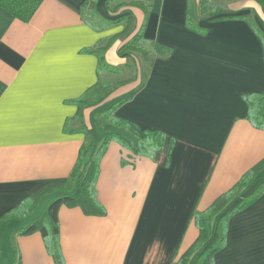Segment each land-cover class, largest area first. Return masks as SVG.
I'll use <instances>...</instances> for the list:
<instances>
[{
    "label": "crops",
    "instance_id": "crops-1",
    "mask_svg": "<svg viewBox=\"0 0 264 264\" xmlns=\"http://www.w3.org/2000/svg\"><path fill=\"white\" fill-rule=\"evenodd\" d=\"M88 1L44 0L27 23L0 8V217L45 184L69 178L86 135L64 126L77 114L73 101L99 82V59L87 50L125 31L126 21L111 23L132 16L128 34L106 53L114 68L133 66L132 77L119 82L132 80L107 101L134 93L114 115L142 135L163 133L165 146L147 158L112 142L96 185L106 215L62 206L60 246L64 264H171L198 238L193 213L207 210L264 159V131L248 121L243 98L264 92L263 43L244 20L264 33V14L253 0L223 9L208 0L210 17H196L201 0H151L144 30L151 53L121 58L143 11L111 13L110 0H98L93 22ZM189 9L205 33L187 28ZM94 110L84 113L87 128L95 126ZM25 219L1 227L0 264H58L41 233L20 234ZM215 264H264V195L233 216Z\"/></svg>",
    "mask_w": 264,
    "mask_h": 264
},
{
    "label": "trees",
    "instance_id": "trees-1",
    "mask_svg": "<svg viewBox=\"0 0 264 264\" xmlns=\"http://www.w3.org/2000/svg\"><path fill=\"white\" fill-rule=\"evenodd\" d=\"M98 0H89L85 10L90 20L95 22L99 18L96 10ZM261 7L264 14V0H253ZM44 0H0V8L22 22H29ZM136 7L143 11L144 21L139 32L125 43L118 51L121 58L131 55L133 52H141L149 55L151 50L144 38V30L147 26L153 3L151 0H110L107 7L111 13L119 11L123 7ZM196 12V17H210L208 0H201ZM219 9H213L215 13ZM255 33L259 36L264 47V33L252 18L245 17ZM127 22L125 31L110 38L103 44L87 50L95 54L99 59V82L89 89L81 98L73 101L78 111L72 120H67L64 131L67 133H84V141L77 160L76 167L69 178L63 182H50L33 192L24 199L16 208L0 217V229L6 223L22 220L34 214L40 205L51 196H60L52 203L44 216L20 231L22 235L41 233L49 254L56 263L64 264V258L60 246V224L58 213L62 206L80 208L87 216H105L106 210L98 200L96 185L100 175V164L109 145L117 142L134 156L154 158L156 153L163 150L166 137L159 131H146L144 135L137 132L127 121L118 119L114 113L124 103L131 100L134 93L125 97L107 101L118 85L128 83L132 79L119 82L109 88L105 94L102 90L108 87V83H101L102 74L118 75L120 69L110 66L106 61V53L114 39L129 32L132 16L119 18L111 24ZM92 27H95L89 21ZM187 28L197 33H205L194 21L192 10L187 11ZM159 51L171 53L165 47L156 46ZM132 77V76H131ZM249 110L247 119L251 125L264 131V92L261 94L243 95ZM88 109H95L93 122L95 126L87 128L84 113ZM94 110V111H95ZM101 139V142H97ZM172 144L170 145L171 148ZM248 195H244L250 191ZM264 195V159L258 162L240 181L227 192L220 195L205 211H195L192 222L199 229V235L193 245L182 254H177L171 264H215V255L224 249L228 241L229 223L233 216L255 203ZM244 197V198H243Z\"/></svg>",
    "mask_w": 264,
    "mask_h": 264
},
{
    "label": "rangeland",
    "instance_id": "rangeland-1",
    "mask_svg": "<svg viewBox=\"0 0 264 264\" xmlns=\"http://www.w3.org/2000/svg\"><path fill=\"white\" fill-rule=\"evenodd\" d=\"M214 3V8H224L227 6L228 3H232L233 0H213ZM133 66L131 65V67H122V70L119 71V74L117 77H108V78H102L101 79V83H108V87L105 90L101 91V94H105L107 91H109V88H112L114 86H116V84L122 80V79H126L127 77H131L133 75ZM112 95V94H111ZM111 97V96H110ZM60 198V196H51L49 198H47L38 208V210L30 215L28 218H26L25 220H23V222L18 223V226L21 227H28V225H30L31 223H34L38 220H40L45 212L47 211V209L49 208V206L54 203L56 200H58ZM13 264V263H10Z\"/></svg>",
    "mask_w": 264,
    "mask_h": 264
}]
</instances>
